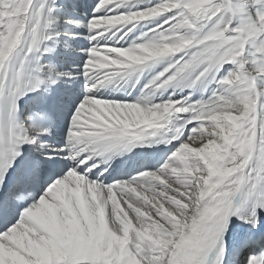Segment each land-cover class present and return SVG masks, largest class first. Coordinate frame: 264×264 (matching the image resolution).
<instances>
[{
	"label": "snow or ice",
	"instance_id": "6c2138e0",
	"mask_svg": "<svg viewBox=\"0 0 264 264\" xmlns=\"http://www.w3.org/2000/svg\"><path fill=\"white\" fill-rule=\"evenodd\" d=\"M142 2L97 0L86 24L64 5L90 45L74 76L44 62L76 55L75 34L54 30L57 0H0V264H264V0ZM146 72L134 101L96 95ZM80 77L53 148L52 113L23 122L20 101L55 109L53 89ZM203 84L215 88L194 101ZM161 145L159 168L101 179V164ZM234 220L247 229L230 246Z\"/></svg>",
	"mask_w": 264,
	"mask_h": 264
},
{
	"label": "bare ground",
	"instance_id": "6f19581e",
	"mask_svg": "<svg viewBox=\"0 0 264 264\" xmlns=\"http://www.w3.org/2000/svg\"><path fill=\"white\" fill-rule=\"evenodd\" d=\"M152 2H155V0H152ZM57 3H58V11L55 13V16L59 18V23L55 25L54 30L61 34L60 35L61 44L63 43L64 40L68 39V37L64 35L66 32L74 33L75 34V45H76V55L73 58L67 59L63 55L60 54L59 58L61 59V61H60L58 71L70 72L75 76L79 73L80 68L85 62L86 57L84 55V51L88 49L90 45H89L88 40L86 39L87 33L84 28H73L65 23V21L70 18L69 16H66L62 13L63 7L65 5V0H57ZM96 3H97V0L88 2L87 7L83 8L84 10H86V12L78 13L79 17H81V19H78V20L86 24L88 20H90L92 17V9ZM147 3H148V0H143V2L139 5V7H145ZM144 23L148 24V22H144ZM148 30H149L148 27H144L143 29L138 27L132 34H130L128 37L125 38L126 42H124L123 44H120L121 41H119L117 42V44H119V46L122 45L125 47L130 46L134 41H136L141 36L142 31L146 32ZM109 43H112V41H109ZM66 60H68V62H66ZM163 67H164V63H161L160 65L156 66V70L157 71L162 70ZM151 74L152 73L150 72H146L141 77L139 84L135 83L136 77H133L128 82H126L122 87H120L117 84L109 86L108 88H110L112 91L126 92L130 98V99H121V100H112V101H125V102L134 101L141 94L140 90L141 88H143V85L147 82V79L150 78ZM60 86H61L60 91H63L65 92V94L70 95V101H69L70 103L72 104L76 103L77 105L80 102L78 98H82V97L84 98V80L82 77L69 80V81L64 80L62 81V84ZM214 88H215V85L203 84L193 93L192 99L194 101H199L201 98L206 100L208 96L212 94ZM204 89H207V91L205 92ZM173 91L174 90L170 88L164 92L163 96L157 95L156 101L159 102L161 99L166 100L168 96L172 95ZM176 91L178 94L173 97L174 99H179L181 96H187L189 94L187 91H184V92H179V90H176ZM37 95H40V94H37ZM114 96L116 95L114 94ZM98 97L102 98L100 96ZM30 99L35 101V96L33 94H29L28 96H25L20 101V105H24L25 102ZM60 126H61V122L59 119H57L56 124L52 128V134H56L60 136L61 131L58 130ZM66 129H67V126L65 128V131ZM43 139L45 140L46 137H44ZM58 143L59 144H56L53 148L63 147L64 139L59 138ZM146 150H147V147L145 148L144 151L146 152ZM151 151L152 152L149 153V155H151V158H148V160L159 158L160 164L162 165L167 159L169 152L171 151V148L170 147L166 148L163 145H161L160 147H157L154 150L151 149ZM117 162L118 161L113 163V166L111 168L112 171L114 170V167ZM145 170H155V169H145ZM130 178L131 177L127 179H121V180H115V181H127ZM234 222L237 225L236 229L233 230L230 228L229 235L225 237V240L229 243L230 246L232 242L235 241L239 237V235L247 229V226L241 225L240 221L234 220Z\"/></svg>",
	"mask_w": 264,
	"mask_h": 264
}]
</instances>
